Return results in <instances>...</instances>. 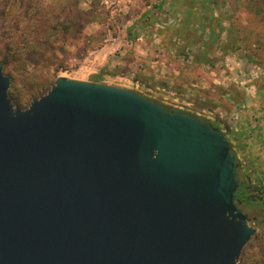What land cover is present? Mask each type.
Masks as SVG:
<instances>
[{"label": "water", "instance_id": "obj_1", "mask_svg": "<svg viewBox=\"0 0 264 264\" xmlns=\"http://www.w3.org/2000/svg\"><path fill=\"white\" fill-rule=\"evenodd\" d=\"M0 64V264H236L255 229L220 128L56 77L25 109Z\"/></svg>", "mask_w": 264, "mask_h": 264}, {"label": "rangeland", "instance_id": "obj_2", "mask_svg": "<svg viewBox=\"0 0 264 264\" xmlns=\"http://www.w3.org/2000/svg\"><path fill=\"white\" fill-rule=\"evenodd\" d=\"M25 1L0 0V64L7 55L12 103L25 109L64 76L126 88L213 123L228 139L241 178L249 174L255 198L239 204L255 231L236 264H264V188L256 191L264 184V0L242 4L252 12L247 29L234 34L228 24L225 36L216 22L204 37L185 36L175 0H38L28 21ZM42 19L46 46L33 68L14 60L7 42Z\"/></svg>", "mask_w": 264, "mask_h": 264}, {"label": "crops", "instance_id": "obj_3", "mask_svg": "<svg viewBox=\"0 0 264 264\" xmlns=\"http://www.w3.org/2000/svg\"><path fill=\"white\" fill-rule=\"evenodd\" d=\"M226 1L221 0L223 4L227 3ZM244 1L236 0L238 5H235V7H229V5L221 7V3L207 2V0H175L174 3L176 10L183 13V23H185L184 26L187 30L185 36L188 37L194 31H198L204 37L206 33L213 30L216 22L219 23V25L216 24L217 30L220 27L223 29L228 24L235 25L234 29H232L234 34L238 32L237 30L235 31L236 28L241 27L240 30L247 29V26L244 27L243 24H248L247 20L250 21L252 12L249 7H242V4L245 3ZM248 29L250 28L248 27ZM227 30L223 29L225 36ZM237 38L239 37L237 36Z\"/></svg>", "mask_w": 264, "mask_h": 264}, {"label": "trees", "instance_id": "obj_4", "mask_svg": "<svg viewBox=\"0 0 264 264\" xmlns=\"http://www.w3.org/2000/svg\"><path fill=\"white\" fill-rule=\"evenodd\" d=\"M40 3L41 1H38V0H26L25 1V4H27V6L24 12V16L27 21L33 18V15L30 14V10H29L30 7L31 6L36 7ZM35 15L36 17H40V14L36 13ZM44 22H48V20H44V19H42L41 21L39 20L38 26L34 27L33 29H30L26 25V26H23V28L18 31H13L14 34L11 37H9L7 46L8 48L13 50L12 56L14 57V60H22L25 63L31 64V66L33 65V68H35V66L38 64L39 56L43 53V47L46 46V41H45L46 39H44V33H45V27L47 26V24L45 25ZM1 64L3 66V73H4V66L9 64V59L7 55L4 56ZM6 75L10 77L9 72L8 74L6 73ZM8 96H10L9 90H8ZM163 107L167 109V107L165 106ZM169 111H173V110H169ZM201 121L204 122L203 120ZM231 152L234 155L232 150ZM236 164L237 165H236L235 171H236V177L239 180V184L235 192V203L237 207L239 208V202L241 203L250 202L249 200H251L252 198L251 196L252 190H251V187L247 184L249 174H247L248 176L246 175L243 178H241L240 165L237 162ZM261 188H264V184H261L259 185V187H256V191L261 190Z\"/></svg>", "mask_w": 264, "mask_h": 264}, {"label": "flooded vegetation", "instance_id": "obj_5", "mask_svg": "<svg viewBox=\"0 0 264 264\" xmlns=\"http://www.w3.org/2000/svg\"><path fill=\"white\" fill-rule=\"evenodd\" d=\"M213 126H215L213 123H211ZM255 200V198L254 197H252L251 198V200H249L250 202H252V201H254ZM241 202H239V204H240ZM264 204V203H263ZM243 212V211H242ZM247 216V215H246Z\"/></svg>", "mask_w": 264, "mask_h": 264}]
</instances>
